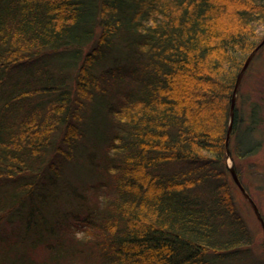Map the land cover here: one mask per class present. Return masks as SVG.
Listing matches in <instances>:
<instances>
[{
	"label": "trees",
	"instance_id": "obj_1",
	"mask_svg": "<svg viewBox=\"0 0 264 264\" xmlns=\"http://www.w3.org/2000/svg\"><path fill=\"white\" fill-rule=\"evenodd\" d=\"M263 36L264 0H0V264L250 257Z\"/></svg>",
	"mask_w": 264,
	"mask_h": 264
},
{
	"label": "rangeland",
	"instance_id": "obj_2",
	"mask_svg": "<svg viewBox=\"0 0 264 264\" xmlns=\"http://www.w3.org/2000/svg\"><path fill=\"white\" fill-rule=\"evenodd\" d=\"M264 48L263 52L256 58L258 68L261 72L253 73L249 78L247 77L242 84V89L251 90L252 85L260 79V73L264 72ZM247 104V103H246ZM264 136V135H263ZM233 164H236L240 168V181L246 185L247 194L251 197L255 205L257 206L260 215L264 221V145L255 154L249 155L245 158L234 157L232 159ZM228 159H226V163ZM236 202V209L240 212L244 224L247 226L249 234V244L247 246L250 249V257L247 255L245 258L233 259L232 261L222 260L220 264H254L262 263L264 261L263 250V229L256 218V215L245 200L240 190H236L234 193Z\"/></svg>",
	"mask_w": 264,
	"mask_h": 264
},
{
	"label": "water",
	"instance_id": "obj_3",
	"mask_svg": "<svg viewBox=\"0 0 264 264\" xmlns=\"http://www.w3.org/2000/svg\"><path fill=\"white\" fill-rule=\"evenodd\" d=\"M263 44H264V36L258 42V44H256V46L247 54L242 66L240 67V69L236 75L235 82H234L233 89H232V93L230 96L229 108H228L227 127H226L225 138H224V148H225L226 157L228 159V162L226 163L227 169L229 170V173H230L233 181L235 182V184L237 185V187L241 191L242 195L245 197V199L248 201V203L252 207V209L256 215V218L258 219V221L260 222V224L262 226L263 235H264V221L260 215V212H259L257 206L255 205V203L253 202L251 197L247 194V192L242 187V185H241V183L237 177L235 167H234L231 155H230L229 150H228V141H229L231 128H232V122H233V116H234V104H235V100H236L237 89H238V86L240 84L242 75H243L245 69L247 68L248 63L252 59V57L255 54V52L257 51V49ZM263 250H264V237H263Z\"/></svg>",
	"mask_w": 264,
	"mask_h": 264
}]
</instances>
